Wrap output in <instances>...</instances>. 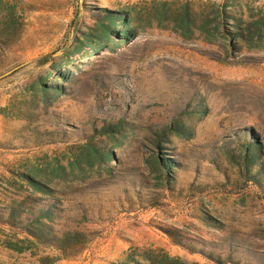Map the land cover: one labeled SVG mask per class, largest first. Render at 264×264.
Wrapping results in <instances>:
<instances>
[{
  "label": "rangeland",
  "instance_id": "obj_1",
  "mask_svg": "<svg viewBox=\"0 0 264 264\" xmlns=\"http://www.w3.org/2000/svg\"><path fill=\"white\" fill-rule=\"evenodd\" d=\"M244 129L264 164V0H0V264L58 256L6 215L48 201L55 230L83 234L54 264H264V186L222 145Z\"/></svg>",
  "mask_w": 264,
  "mask_h": 264
},
{
  "label": "trees",
  "instance_id": "obj_2",
  "mask_svg": "<svg viewBox=\"0 0 264 264\" xmlns=\"http://www.w3.org/2000/svg\"><path fill=\"white\" fill-rule=\"evenodd\" d=\"M105 21H110L112 25L116 21L120 22L122 29L119 31L120 36L125 41H130L137 35L136 28L130 27L129 19H126L124 16L119 14L118 12H107L103 18ZM183 19L184 23L180 25V28H184L183 30L187 33H191L189 31L190 27V17L188 14V8L185 7L183 11ZM106 33H110L109 30L104 27ZM199 31L207 32L204 27H199ZM216 30V29H215ZM118 32V31H117ZM114 32V34H117ZM236 38H242V35L238 32H235ZM188 36V35H187ZM259 37H261L259 35ZM57 78L62 82H67L68 77L67 73L57 72ZM50 89L54 90L57 93H63L64 88L60 85L52 86ZM172 128V127H171ZM170 128L161 127L160 134H156L158 139L153 140L151 143L157 147H160V139L165 136L166 132ZM172 133L177 136L184 134L186 130L182 126H174L172 129ZM117 131V128L113 126H108L102 128V133H114ZM159 135V136H158ZM38 136V135H37ZM239 144L236 146H232V144L236 143L230 138L225 140L226 158L228 162L234 165L237 168V172L239 178L243 177L245 182H252L258 187L264 186V164L261 156L262 153V145L259 142V136L253 132L251 129H244L239 134L237 133L235 136ZM234 147V148H233ZM216 162V159L213 157V163ZM216 164V163H215ZM155 167V171H157V178L162 181V179L166 182H169L171 178V171L174 167V163L169 159L164 158L161 155L156 154L153 158L152 167ZM30 185L33 189L38 190L42 193H50L42 184L39 182H35L33 180L29 181ZM41 208H36L30 205L28 208H23L21 205L19 206H8L6 215L7 219L10 221V225L16 226L17 228H21L25 231L27 235L34 239L36 244L51 247L54 249L58 256L56 257H43L39 260V264H54L60 258H67L71 256L70 253L77 249H81L83 247V242L81 243L79 238L83 237V234L80 232H70L65 231L61 232L55 230L50 222L53 221L54 216H57L59 209L56 206V202L48 201L47 204L42 203ZM8 247L17 252H23L25 249L29 248H20L15 244H9ZM208 260L214 262L215 264H224L225 261H222L221 256H206Z\"/></svg>",
  "mask_w": 264,
  "mask_h": 264
}]
</instances>
